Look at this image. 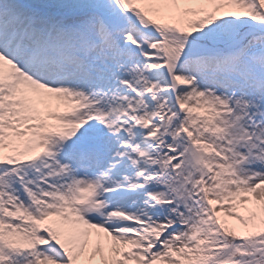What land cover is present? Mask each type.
Masks as SVG:
<instances>
[{
    "label": "snow or ice",
    "instance_id": "obj_1",
    "mask_svg": "<svg viewBox=\"0 0 264 264\" xmlns=\"http://www.w3.org/2000/svg\"><path fill=\"white\" fill-rule=\"evenodd\" d=\"M0 264H264V0H0Z\"/></svg>",
    "mask_w": 264,
    "mask_h": 264
}]
</instances>
